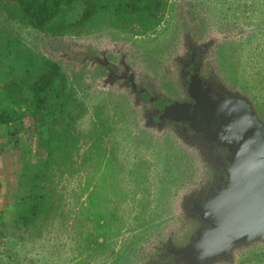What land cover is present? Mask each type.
Returning a JSON list of instances; mask_svg holds the SVG:
<instances>
[{"label":"flooded vegetation","instance_id":"af4514ba","mask_svg":"<svg viewBox=\"0 0 264 264\" xmlns=\"http://www.w3.org/2000/svg\"><path fill=\"white\" fill-rule=\"evenodd\" d=\"M177 3L165 37L148 46L115 38L27 40L92 96L125 106L129 131L172 170L160 217L113 264H246L264 254V241L223 237L234 152L215 120L228 104L248 107L264 123L232 64L230 44L243 32L194 0Z\"/></svg>","mask_w":264,"mask_h":264},{"label":"rangeland","instance_id":"374dc122","mask_svg":"<svg viewBox=\"0 0 264 264\" xmlns=\"http://www.w3.org/2000/svg\"><path fill=\"white\" fill-rule=\"evenodd\" d=\"M166 1L165 13L152 31L124 30L111 14L102 12L101 20L106 24L101 30L82 36L70 34L63 39L89 43L115 38L148 46L165 37L171 27V6L178 0ZM194 1L208 8L215 18L243 32L236 44H230L232 64L247 90L258 99L264 114V0ZM27 42L30 47L39 48L36 40ZM70 85L85 112L76 125L83 138L72 158L74 164L65 166L64 175L56 178L59 197L64 200L61 210L41 232H19L14 228L13 217L7 219L6 227L0 225V231H6L0 239V264H113L124 258L160 217L172 176L162 153L132 135L125 106L113 99L92 96L76 80ZM14 131L21 133V138ZM43 133L41 127L35 131L31 120L16 126H0V183L4 185L0 190V210L7 206L5 210L9 209L10 215L14 200L8 185H15L24 160L23 149H35L36 138ZM99 134L100 139L96 136ZM92 135L96 138L92 139ZM98 225L109 234L107 240L99 239V243L105 244L103 248L89 243L96 238ZM246 264H264V254Z\"/></svg>","mask_w":264,"mask_h":264},{"label":"trees","instance_id":"16d2710c","mask_svg":"<svg viewBox=\"0 0 264 264\" xmlns=\"http://www.w3.org/2000/svg\"><path fill=\"white\" fill-rule=\"evenodd\" d=\"M166 8V0H0V126L31 120L35 131L44 128L36 138L37 147L23 149L15 185L7 189L14 200L13 214L5 210L7 206L0 210L2 227L13 217L19 232H41L53 221L64 201L56 178L64 175L65 166L74 164L72 158L83 138L76 125L85 108L70 85L74 79L39 48L30 47L27 38L63 39L70 34L95 33L106 24L102 12L111 14L124 30L146 33L158 25ZM12 133L21 138L18 131ZM3 187L0 183V190ZM96 230V238L90 237L89 243L103 248L99 239L107 240L109 234L100 225ZM5 235L2 229L0 239Z\"/></svg>","mask_w":264,"mask_h":264},{"label":"water","instance_id":"95a60500","mask_svg":"<svg viewBox=\"0 0 264 264\" xmlns=\"http://www.w3.org/2000/svg\"><path fill=\"white\" fill-rule=\"evenodd\" d=\"M215 120L228 131L234 152L228 206L221 231L245 241H264V123L248 107L226 105Z\"/></svg>","mask_w":264,"mask_h":264}]
</instances>
